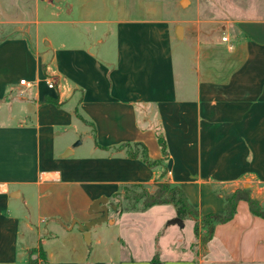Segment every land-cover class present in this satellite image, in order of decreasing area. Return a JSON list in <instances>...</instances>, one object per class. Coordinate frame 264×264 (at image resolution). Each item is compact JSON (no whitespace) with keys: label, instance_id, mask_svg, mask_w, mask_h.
Returning <instances> with one entry per match:
<instances>
[{"label":"crops","instance_id":"1","mask_svg":"<svg viewBox=\"0 0 264 264\" xmlns=\"http://www.w3.org/2000/svg\"><path fill=\"white\" fill-rule=\"evenodd\" d=\"M33 4L34 21L0 39V264H43L40 252L47 264H264V218L243 200L204 244L182 237L187 218L170 223L171 204L150 213L117 200L125 186L166 180L199 215L221 213L237 190L264 206V18L178 35L145 0ZM41 21L58 26L42 46ZM22 79L33 85L20 96ZM103 199L109 221L85 235Z\"/></svg>","mask_w":264,"mask_h":264},{"label":"rangeland","instance_id":"2","mask_svg":"<svg viewBox=\"0 0 264 264\" xmlns=\"http://www.w3.org/2000/svg\"><path fill=\"white\" fill-rule=\"evenodd\" d=\"M34 1L35 0H0V39L15 33L17 28H23L30 21H34L33 18H31L33 15ZM145 3L146 7L150 8L149 10L158 12L161 19L171 21L176 26L183 27L184 25L187 26L189 23H192L193 25L206 26L209 30L218 32L222 24L230 23L233 21L234 17L244 20L257 19L259 17L264 18V0H187L186 3H183L182 0H145ZM31 23L30 28L33 30L35 24L34 22ZM35 27L39 35L40 46H42V35L45 37L48 35L52 39L57 37L58 39L56 34V30H58L56 28H58V26L45 24L41 21ZM60 85L62 87V84ZM157 183L168 184V181L163 180ZM157 183L153 189H149L145 186H127L123 188L117 198L118 204L121 205L123 210L130 209L135 205L142 208L146 195L153 194L156 191ZM163 208V206L155 205V207L149 209V212L151 213L153 210ZM115 220L118 222V217L115 218ZM190 222V217H187L182 227H180L182 237L185 240L191 239L194 235L193 225H191ZM151 225L149 224L143 228L142 241L146 248H148L147 239L153 231ZM110 230L111 232L108 235L118 238L119 230L113 228ZM134 239L135 245L138 246L141 240L139 237L135 236ZM161 241L162 243L165 242L164 237ZM166 244L167 247L163 248L169 253L182 255V250H175L170 242ZM141 252L140 250L138 254H143V252ZM34 260L35 259L32 261Z\"/></svg>","mask_w":264,"mask_h":264},{"label":"trees","instance_id":"3","mask_svg":"<svg viewBox=\"0 0 264 264\" xmlns=\"http://www.w3.org/2000/svg\"><path fill=\"white\" fill-rule=\"evenodd\" d=\"M44 101L46 102L53 100L49 97H45ZM157 142L162 156L163 158H165L167 156V151L165 140L161 134L157 135ZM123 147L127 150V153L130 157H136L137 154H139L140 158L149 166H153L157 163L160 164L162 162L161 160L158 162L149 160L147 158L146 149L141 144H124L119 146V148ZM159 183H157V189L153 194L146 195L142 208L146 209L153 205L172 204L175 207L176 215L178 218L183 220L187 217H190L196 221L194 224V232L199 237V241L201 244H204L211 239L215 224L225 223L232 219L235 213L236 205L240 200H243L247 203L248 208L252 214L264 218V207H262L257 200L252 199L246 190H237L232 194L226 195L224 197V207L221 213L199 215L197 209L188 202L185 194L178 186L173 185L169 182L168 184ZM135 206L130 209L124 210H133L135 209ZM199 228L202 230L200 234ZM39 259H41V262L43 264H47L43 252L39 253ZM29 264H36V261H29Z\"/></svg>","mask_w":264,"mask_h":264},{"label":"water","instance_id":"4","mask_svg":"<svg viewBox=\"0 0 264 264\" xmlns=\"http://www.w3.org/2000/svg\"><path fill=\"white\" fill-rule=\"evenodd\" d=\"M176 32L179 35V32H181V27L177 26L176 27ZM79 142H76L73 146H77ZM65 156V155H64ZM96 209V211H93V213H101L102 216L95 218L93 220H90L84 224L81 225V229L83 230L84 234L87 235L88 231L90 230L91 227L97 224H101L102 222L109 221L108 220V206H107V200H96L92 206V209ZM182 219L176 217L170 221L171 224H177V225H182L181 222Z\"/></svg>","mask_w":264,"mask_h":264},{"label":"built area","instance_id":"5","mask_svg":"<svg viewBox=\"0 0 264 264\" xmlns=\"http://www.w3.org/2000/svg\"><path fill=\"white\" fill-rule=\"evenodd\" d=\"M223 41L226 40V38H222ZM19 84L23 87V89L19 90V95L20 96H23L24 95V92L26 89H30L33 85V82H29V81H26V80H20L19 81ZM47 86L48 88L52 89L54 87L53 85V82L52 81H47Z\"/></svg>","mask_w":264,"mask_h":264},{"label":"bare ground","instance_id":"6","mask_svg":"<svg viewBox=\"0 0 264 264\" xmlns=\"http://www.w3.org/2000/svg\"><path fill=\"white\" fill-rule=\"evenodd\" d=\"M182 2H183V3H186V2H187V0H182Z\"/></svg>","mask_w":264,"mask_h":264}]
</instances>
